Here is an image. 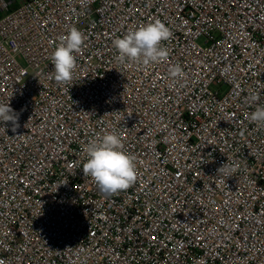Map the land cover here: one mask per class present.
I'll use <instances>...</instances> for the list:
<instances>
[{
	"label": "built area",
	"instance_id": "built-area-1",
	"mask_svg": "<svg viewBox=\"0 0 264 264\" xmlns=\"http://www.w3.org/2000/svg\"><path fill=\"white\" fill-rule=\"evenodd\" d=\"M156 20L167 59L119 63L112 41ZM73 26L87 39L58 86L51 56ZM8 101L0 264H264V127L249 119L264 106V0H0ZM112 131L138 178L104 195L84 148Z\"/></svg>",
	"mask_w": 264,
	"mask_h": 264
},
{
	"label": "clouds",
	"instance_id": "clouds-1",
	"mask_svg": "<svg viewBox=\"0 0 264 264\" xmlns=\"http://www.w3.org/2000/svg\"><path fill=\"white\" fill-rule=\"evenodd\" d=\"M172 32L166 25L156 20L128 31L122 38L112 41L117 50V61L121 64L136 63L148 66L164 61L168 57V50L162 42L168 41ZM87 37L75 26L62 36L52 53L53 72L51 78L58 86H67L74 79L77 54L81 53ZM174 81L186 79V73L176 65L169 70ZM255 102L258 96L253 95ZM250 121L264 127V106H257L249 115ZM11 122L12 132L19 127L18 114L8 103H0V124L6 132V125ZM84 151L87 155L83 164V176L90 177L100 193L113 195L127 190L138 178L136 158L124 150L121 136L115 131L108 132L90 140ZM237 171L236 167L222 164L216 174L230 178Z\"/></svg>",
	"mask_w": 264,
	"mask_h": 264
}]
</instances>
